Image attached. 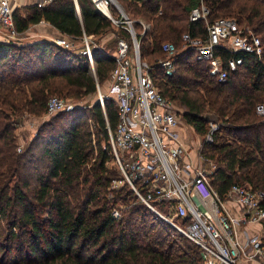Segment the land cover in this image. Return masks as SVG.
<instances>
[{
  "label": "trees",
  "instance_id": "trees-1",
  "mask_svg": "<svg viewBox=\"0 0 264 264\" xmlns=\"http://www.w3.org/2000/svg\"><path fill=\"white\" fill-rule=\"evenodd\" d=\"M117 1L130 16L150 23L144 35H137L141 56L155 65L160 92L180 107L183 120L202 139L199 156L215 162L211 186L222 198L234 184L264 193V122L256 114V105L264 101V0ZM201 2L209 9V22L233 18L256 33L261 61L240 53L242 64L219 81L209 75L207 61L181 49L184 33L207 36L203 21L189 19ZM24 9V16L13 11L20 33L44 20L77 40L83 34L100 37L113 27L131 44L129 33L93 0H51ZM110 10L117 16L114 6ZM166 41L178 47L176 70L169 77L156 64ZM115 49L116 43L112 52L93 51L98 83L109 80ZM81 50L49 40L0 42V264H204L200 248L141 202L126 182L111 188L122 175L113 163L99 102L55 113L32 144L17 150L15 115H42L54 94L95 93L97 82ZM216 54L227 69L232 54L221 47ZM105 105L114 129L116 104L109 99ZM207 114H215L221 124L210 142ZM91 118L96 129L88 124ZM114 209L120 218L113 216Z\"/></svg>",
  "mask_w": 264,
  "mask_h": 264
},
{
  "label": "built area",
  "instance_id": "built-area-1",
  "mask_svg": "<svg viewBox=\"0 0 264 264\" xmlns=\"http://www.w3.org/2000/svg\"><path fill=\"white\" fill-rule=\"evenodd\" d=\"M12 0H0V41H18ZM50 0H38L43 7ZM97 9L112 23L125 29L131 38L117 40L112 57L115 67L110 72L108 89L101 92L96 77V61L93 51L98 50L95 42L83 34L82 53L89 62V71L97 82L99 104L105 116L109 145L113 163L121 179L113 180L111 188L126 182L139 200L161 219L174 227L180 234L195 243L201 252L204 264H239L240 259L264 264V193L254 191L240 184L232 185L222 198L207 180V171L201 162L196 163L180 141L178 128L182 113L175 102L165 97L154 81L155 65L141 61L139 40L135 34L133 20L119 8L115 0H93ZM104 5L105 9H101ZM117 9L113 15L110 6ZM209 9L201 2L191 9L190 21L206 24V38H194L184 33L181 49L195 53L198 60L207 61L209 75L225 81L228 71H235L243 62L237 57L246 53L261 61L263 47L260 37L248 26L239 24L233 18H218L209 22ZM150 28L144 25V31ZM77 39L58 38L56 44L70 49ZM221 47L232 54L223 68L216 48ZM133 50L135 53H133ZM163 58L157 59L164 75L172 76L176 70L175 56L178 47L171 42L161 45ZM264 82V74H263ZM113 100L117 108L118 121L114 129L108 124L107 100ZM75 107L64 98L52 96L47 103L50 115L60 111H71ZM256 114L264 122V101L256 105ZM220 123H209L208 142L220 128ZM206 162L205 159H203ZM231 200L240 212L233 217L224 207V199ZM164 206L165 211L161 209ZM113 216L120 218V211L113 210ZM260 225L259 233L243 235L239 227Z\"/></svg>",
  "mask_w": 264,
  "mask_h": 264
},
{
  "label": "rangeland",
  "instance_id": "rangeland-1",
  "mask_svg": "<svg viewBox=\"0 0 264 264\" xmlns=\"http://www.w3.org/2000/svg\"><path fill=\"white\" fill-rule=\"evenodd\" d=\"M115 2L119 6V8L122 9L127 14V16L134 21L133 22V26H134L135 34L144 35V33L146 32V31H144V25H146V24L150 25V23L147 22L146 20H144L141 17L130 16L124 10V8L119 4V2L117 0H115ZM24 8H25L24 6L23 7H17V9H15V11H19L20 15H23V16L27 15V10H25ZM116 11H117V9H116ZM20 36L22 37L20 39V44L24 45V44L32 43L33 42V26H29V28L25 32L20 33ZM39 37L41 39H42V37H46L45 39H48L49 41H53L54 43H56V40L58 39V38L57 39H52V37H50L48 35L39 36ZM118 37L119 36H118L117 30L112 27L111 30L107 31L106 33H104L100 37L91 36L90 38L95 42V44L98 47H103V48L105 47V48L108 49L107 50L108 52H112V49H114L115 43L117 45V40L120 38V37L119 38ZM80 39L77 40L75 45H76V47H81L82 48L83 45H84V42H81ZM166 42H171V41H166ZM171 43H173V42H171ZM180 48H181V45H180ZM133 53H135L134 50H133ZM139 55H140L141 61H145V62H147L149 64H153V63H150L149 60L147 61L146 59H144L141 56L140 43H139ZM158 59H160V58H158ZM98 85L100 86L101 92H106L107 91V89H108V81H107V83H104V84L98 83ZM52 96H57V97L59 96L60 98H64L67 101H69L71 103V105H73L75 108L77 107V108H80V109L81 108L84 109L86 107H90L93 104H95L96 102H99V97H98V92H97V85H96L95 93L93 95H90V96L68 95L66 93V91L63 94H61V95H59V94L51 95L49 98H51ZM49 98H48V100H49ZM48 100L46 102V108H47ZM175 106H176V108L180 109V107L177 104H175ZM54 115H56V114H53V115L48 114L47 109L40 116H35L33 114H30V113H23L22 115H15L14 119H16V121L18 122L17 123V127H16L15 132H14L16 145H17V150L19 152L23 151L24 149H26L28 147V145L32 144L33 143V139L36 137L38 131L40 129H44L45 128V122L50 120V118L53 117ZM93 121L94 120L92 118L89 119L88 120V124H89L90 128L96 129V128H94V122ZM199 157H200L201 163L204 166V169L207 171V180H208V182H210L208 176L216 168V164H215L214 161L213 162L212 161L211 162L204 161L203 160L204 158L201 155ZM32 167H33V165H32ZM121 184L122 183H120V184L119 183H116V184L114 183V185H121ZM162 210L165 211V208L162 209Z\"/></svg>",
  "mask_w": 264,
  "mask_h": 264
},
{
  "label": "crops",
  "instance_id": "crops-1",
  "mask_svg": "<svg viewBox=\"0 0 264 264\" xmlns=\"http://www.w3.org/2000/svg\"><path fill=\"white\" fill-rule=\"evenodd\" d=\"M12 1H13L12 4H13L14 9H16L17 7L32 6L36 4L38 0H12ZM32 26H33V42L40 41V40H48V39H45L46 37H42V39L39 37V36H45V35L52 37V39H57V38H63L66 40L69 39L68 36L62 34L55 27H53L51 24H49L48 22L44 20ZM21 38L22 37L20 36L18 42H20ZM178 111L180 113H183L181 109H178ZM178 132L180 136V141L184 145V147L187 149V151L189 152L190 157L193 158L196 163L201 162L200 157H199V149L202 143V139L195 133L193 127L187 124L183 120V117L181 119V124L178 128ZM223 201H224V207L227 209L229 214H231L233 217H236V218L240 216L239 210L237 209V207L231 200H228L225 198ZM260 229H261L260 225H248L245 227H239V233L241 235L240 238L244 239L243 235H246V234L252 235L254 234V232L259 233ZM239 264H259V263L257 261H246L244 259H240Z\"/></svg>",
  "mask_w": 264,
  "mask_h": 264
},
{
  "label": "water",
  "instance_id": "water-1",
  "mask_svg": "<svg viewBox=\"0 0 264 264\" xmlns=\"http://www.w3.org/2000/svg\"><path fill=\"white\" fill-rule=\"evenodd\" d=\"M205 119L210 123H219L215 114H207Z\"/></svg>",
  "mask_w": 264,
  "mask_h": 264
},
{
  "label": "bare ground",
  "instance_id": "bare-ground-1",
  "mask_svg": "<svg viewBox=\"0 0 264 264\" xmlns=\"http://www.w3.org/2000/svg\"><path fill=\"white\" fill-rule=\"evenodd\" d=\"M100 7H101V9H105V8H104V5H100Z\"/></svg>",
  "mask_w": 264,
  "mask_h": 264
}]
</instances>
